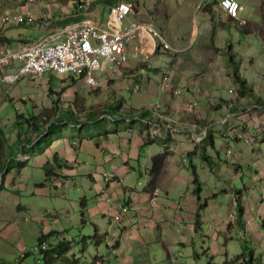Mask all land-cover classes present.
Returning a JSON list of instances; mask_svg holds the SVG:
<instances>
[{
  "label": "rangeland",
  "instance_id": "374dc122",
  "mask_svg": "<svg viewBox=\"0 0 264 264\" xmlns=\"http://www.w3.org/2000/svg\"><path fill=\"white\" fill-rule=\"evenodd\" d=\"M14 1L15 0H0V10L3 8L2 6H4L2 12H7L8 8L14 7ZM138 1L141 6L146 5V8L153 13L155 17L154 22L161 29L164 26V11L167 0ZM201 1L202 0H197L198 3L193 4L190 9H187L185 6L182 10V14L175 12V22L172 31L174 47L175 49L186 48V51L178 52V65L175 63L176 56L173 54L168 55L162 51V54L157 56L158 53L156 52V48L158 43L153 36L140 34L137 43L141 47L143 56L150 55L151 60L149 64H151L154 69L158 68L160 72L158 71L159 74L157 76H155L153 72L149 73L150 76L143 75L140 78L143 90L137 94L127 89L124 76L121 74L119 76H113L111 71L108 70L105 71L106 73L98 72L97 76H99L101 83H104L107 78L117 80H112L98 88L87 86L86 83L78 78L75 82L72 79H65L63 76H59L54 72H48L44 75V80H38L36 82L29 81L27 78L13 88V90H24V88H26L27 90H35L37 92L38 90H43L44 104L51 105L54 103L52 110L40 108L34 111V114L37 115L35 122L38 123V126H40L39 123L43 119V116H46V121L44 120V122H50L51 117H53V124H62L63 118L66 120L64 122H69L74 116L68 114L74 111L77 116L76 120L80 119L86 124L84 129L73 126L71 123L68 125L63 123L57 128L60 134L65 132L69 138L76 140L78 147L82 139H88L90 137L91 129H98L100 131L102 130V136L100 135L98 137L99 142L107 139L110 144H116L119 150L123 149L124 152H127L129 147L125 143V139L132 138L133 140L138 134L133 130H130L131 133H129V130L125 129L127 124L122 122L124 118H131L130 120H133L137 117L144 119L146 116L147 120L155 122L157 121L155 114H162L164 116V122L176 123L181 130L183 128L181 122L184 120L195 122V120L197 121L200 119L198 116L199 113L207 111L208 117L207 120L204 119V124L210 126V138L204 145H201L200 148L201 150L203 148L208 149L207 155L212 161H206L204 159L206 156L205 153L202 157V161L195 157H190L187 161L184 159L178 161V159H176L178 166H182V168H185L187 171L190 170L192 172V164L198 169V174L202 182L201 186L204 191L201 193V199H199L198 196L191 197L196 203L197 209L194 215L195 217L198 209L204 205V208H202L203 222L201 223V225H203L199 227L200 229H204V232L198 229V234L194 236L196 243L190 244L184 248L176 247V242L172 238H166L168 233L166 229L163 234L164 241H160L159 244L151 248V264H174L175 261L176 264H182V262H180L181 254L183 255V261H187L188 264H190V262L193 264L206 263L209 261L208 255L205 254L208 248H210L208 251H215L213 252L214 258H216V253L220 250L218 243L219 238H216L219 234L221 235L219 237H221L223 244H225V237L226 240L231 241L230 237L232 233H234L233 236L236 235V237L232 238L231 247L233 250L231 254L233 251H240V253L245 254L248 252L243 244H240L241 238L247 237L250 245L252 243L260 246L263 240L261 236L264 237V231H260L257 224L247 227L246 233L244 234L241 231H236L239 228L237 218L238 209L231 208V205H235L231 198L236 197L237 191L242 190L243 194L245 196L247 195L248 199L254 202V204L256 202L253 200V191L251 192L250 190L255 189L257 192H260L259 183L254 181V177L259 169L258 163H264V107L258 108V116L254 119L255 123L251 125L248 124L251 123L249 120L236 119L234 117H225L222 121L226 123L216 122L217 119L229 114V110L222 108L217 109L216 107L221 105L222 100L227 99V97L230 99L236 98L237 96L232 95V91L240 90L241 85L238 84V81H235L233 76L235 75L233 74V71H235L234 64L237 62V65L241 67L239 71L241 77L247 80L248 87H251L254 92V94L249 95V98L246 97V101L243 102H247L254 96V99L258 100L257 97H259V99L264 101V36L261 35L262 32L264 35V0H241L240 3L244 6V10L239 14V22H234L233 24L224 23L221 25L224 17L219 16L217 20H215L217 21V25L212 21L211 25H208L206 29V32L209 33L208 36L203 33V15L202 12L198 11L197 7ZM5 2L11 3L2 5ZM43 3L48 12L52 11L51 7H49L51 4L50 0H43ZM157 11L160 12L159 17L156 14ZM81 17V20H84V17ZM179 17L183 18L181 19V23L179 22ZM207 17L210 18L209 16ZM97 18L101 22L103 19L102 13H98ZM131 19L134 20V17H130V20ZM226 19L229 21L227 17ZM79 20L80 18L75 17L72 23H77ZM125 22H127V20H125ZM218 26H221L220 29ZM214 27L216 28L215 33H218L217 36L213 33ZM25 28H29L27 24L14 25L7 29V35L15 40V44L12 45V48L17 47L20 39L39 41L42 38V33L30 31L28 34ZM179 28L181 30H178ZM248 31L250 32L248 33ZM222 34L224 35L223 39L221 37ZM210 36L211 40L209 38ZM231 46H233L232 52L235 53L233 55L237 57V60H234V62L231 59V56H233L232 52H230ZM211 61H213L212 64ZM179 68H181V70ZM213 68L220 71V74L213 75ZM128 69L129 68H124L122 70L123 75H125V71ZM165 73L173 77L169 82L168 90L173 91L175 89L181 91V99L187 97L192 103L190 102L185 107L180 108V97H177L173 101V106L168 105L169 98L166 91H164L161 86L158 87V81L156 80L157 77L161 78ZM229 73H231V75ZM148 79L151 81L150 86L148 84ZM150 89L160 90L159 94L157 95L155 92H151ZM0 90H4V87H0ZM52 90L55 92H51ZM189 90L196 94L198 90H210L211 95H204L203 97L196 98L192 94H189ZM236 91L235 94H237ZM63 93L64 96L59 95ZM27 101L31 107L36 105V100L31 101L28 99ZM158 103H160L161 109L152 112L150 107L153 108ZM193 103H195V107H190ZM9 106V114L13 116V121H19L21 117L19 118L18 115L22 116L27 113L25 104L19 100ZM134 106H141L142 108L140 107L137 109L136 107L131 110ZM232 108H234V106ZM103 110H105V115H109L106 120H102L99 114ZM132 111L134 113L133 115ZM93 113L94 115L90 118L89 114ZM166 114L169 117H166ZM29 115L31 114H26L27 117H29ZM61 115L64 117L60 120L61 123H57L56 121ZM249 118H252V115H250ZM29 120H31V118H29ZM32 123L33 120H31L30 124L28 122H26V124L24 123V127L20 124L14 125L12 129H15L17 133H24ZM132 123H135V125L131 128L145 132L144 138L146 141L151 138L153 139L151 136H153L156 129L150 132L146 122L135 120ZM3 130L6 136L16 137L9 134V131H11L9 128L3 127ZM192 131L199 132L201 130L200 127L193 125ZM106 133H108V135H106ZM213 135L215 146H213L211 140ZM237 136H240V142L237 141ZM52 139V137H49L48 141ZM188 140H192V138L190 137ZM153 141H157V143L147 145L143 149L140 154L141 157L139 158V162L137 160H128L131 166L136 168V174L133 175V178L137 181V186L140 187L141 190L147 183L146 169L151 164L148 158L165 148V143L161 142L160 137L153 139ZM106 145L104 147H106ZM20 146V144H14L7 147L5 149L8 155L7 158L12 159L13 156H10V154L13 151H17ZM192 147L193 146L189 147V153L195 150V146ZM84 148L91 150V145L89 147L84 145ZM132 150H135V148H132ZM30 155L32 158L30 161L33 166L36 165L37 161H39L40 164V162L44 160V155L33 158L35 155L33 149L30 151ZM117 156L119 157V161H117L115 167H119L124 162L122 154H117ZM18 159L21 162H25L27 157L26 155L24 157L19 155ZM231 162H233L231 165L234 166L235 171L231 168L227 170L225 167L228 165L227 163L230 165ZM240 162L243 163V167L242 171L238 172L240 170L238 166ZM11 166L12 169H14L17 166V162L13 161ZM211 167H215V169L212 170ZM17 169L18 168L15 169L16 173ZM15 171L13 178L16 176ZM191 172L190 175L192 176L193 172L192 174ZM53 173L63 174V172L57 168L53 170ZM107 173L118 175L113 169H107ZM28 176L37 180L36 182H43L46 184L43 187L42 194H52L54 206H50V209L53 210L56 208L58 211L56 214L59 216L51 214L48 217H44V203H39L36 197L29 195L31 192L27 190L22 191V193L25 192L23 203L29 201L39 203V207H43L41 212H36L35 208H28L24 213L18 214L15 208H12L15 205L10 203V199L1 201L0 264L13 263L18 257L25 254H28V256L23 260L22 264H45L44 254L35 253L34 248L37 247L39 239L43 237L46 229L49 230L47 240L51 248L58 245L62 240L70 242L67 261L64 263L61 257L56 262H50L49 264H74L75 260L77 264H93L95 256L104 255L107 257L110 252L107 240H105L107 236H104V238H102V243L98 245L96 244V240L92 239L91 236L98 230L100 234L109 233L108 242L110 243H113L114 240L117 239L121 240L120 234L127 225L124 221L128 213L122 212L120 224L116 223L114 219L109 216L105 218L102 216L92 218V210L100 208V200L97 195L100 191L97 182L99 183L100 180L92 182L88 178L84 179L82 174L79 176L72 174L70 175L69 183L65 186H63L62 183L60 186L62 191L65 189L63 194L57 196L58 192L55 189L54 176L47 177L45 170H37L32 166L28 170ZM241 177L244 178V183L238 179ZM164 178L167 180L168 184L169 175H167V173L163 175L162 180ZM118 184V182H112L110 185L116 187ZM15 186H17V189L19 188V185ZM228 188L230 191L227 196L223 193V189L226 190ZM29 189H33V192H35L33 186L29 187ZM161 191L164 193L165 190L162 188ZM110 193L112 194L113 192L111 191ZM210 195H213L212 198H210ZM254 195L256 194L254 193ZM223 196H225L226 201L222 200ZM181 197H187V193L184 190L175 193V199L177 201H179ZM82 201H84L85 205L88 204L86 209L83 208L81 204ZM127 201H130V197L127 198ZM189 207L192 211V207ZM177 214H179V212H177ZM83 220L85 222H83ZM188 222L189 220L186 218L187 225ZM94 224L97 225L98 229ZM147 225L148 224H146V226ZM214 227H217L215 228L217 232L213 233V235L216 236L209 233ZM226 228H230V233ZM138 230H142V227ZM54 231L60 232L61 236L57 237V235H50ZM176 233V231L173 232V234ZM210 237L212 238L211 241ZM178 239L181 241L184 240L180 237ZM202 241L206 243L207 248H203ZM164 242L167 243L164 244ZM250 251H253V248ZM166 252L174 258L168 257ZM53 254L54 253L50 251L49 257L53 258ZM139 254L140 253L136 256L144 260L146 256L144 254L142 255V253L141 255ZM199 254L201 258L198 256ZM101 259L102 257H100L99 260ZM239 261L243 262L242 258H240ZM94 262L96 263V261ZM115 262V260H111L109 264H115ZM101 263L104 264L103 261H101Z\"/></svg>",
  "mask_w": 264,
  "mask_h": 264
},
{
  "label": "crops",
  "instance_id": "0c3cea01",
  "mask_svg": "<svg viewBox=\"0 0 264 264\" xmlns=\"http://www.w3.org/2000/svg\"><path fill=\"white\" fill-rule=\"evenodd\" d=\"M51 4L49 7H51L52 11H47V9L44 6L43 0H15L13 3L12 8L7 9V13H17V14H26V13H33L35 18L33 21H29L28 27L25 28V31L29 34L30 31H33L34 33H42L41 37L43 38L44 35H47L48 33H52L54 31H64L66 28L70 26L80 25L81 23L85 21H94L97 22L100 26L106 27L108 25L109 17L111 15V11L120 6L125 4L126 7H130L132 11L127 15L126 18L123 19L122 25H128L129 22L133 21H145L148 20V22H152L155 24L154 20L155 17L153 13H151L150 10L146 8V5L141 6L138 0H50ZM219 1L220 0H204V5L202 9H200V12H202L203 15V33L207 36L209 33L206 32V29L208 25H211L212 17H215L220 13L219 8ZM240 3L241 0H236ZM215 8L213 7V10L211 12H208L207 6L215 3ZM11 2H5L4 4H9ZM187 3V4H186ZM198 3L197 0H167L166 1V7H165V20H164V26L161 28L162 31L167 36L168 40L171 43H174V39L172 38V31L174 28V22L175 17L174 15L177 13L182 14V10L186 6L187 9L192 8V5ZM202 3V1H201ZM201 3L197 6L201 5ZM218 4V5H217ZM241 4V3H240ZM242 5V4H241ZM83 6H87L86 8H83ZM243 6V5H242ZM4 8V6H2ZM2 8V9H3ZM2 9L0 10V13L2 12ZM176 9V10H175ZM244 10V6H243ZM98 13H102L103 19L100 22L97 18ZM157 16H160V12L157 11ZM50 16V21H48L49 25L46 23V21L42 22L39 20L40 16ZM210 18H208L207 16ZM84 17V20H81L82 17ZM134 17V20L130 17ZM225 16V15H223ZM80 18V20L77 23L74 22V18ZM182 17H179V22L181 23ZM127 20V22H125ZM226 18L224 17L225 21ZM233 24L234 22H230ZM156 25V24H155ZM158 27V26H157ZM160 28V27H159ZM178 30H181L180 28ZM7 30H4L0 34V44L1 40H3L4 44H15V40H13L10 36L7 35ZM47 33V34H46ZM216 36L218 33H215ZM179 36V35H178ZM222 34V39H223ZM264 36V35H263ZM45 37V36H44ZM180 38V36H179ZM211 40V36L209 37ZM218 39V37H217ZM10 40V41H9ZM11 41L13 43H11ZM21 41H27L25 39H20L18 43H21ZM177 41V40H176ZM207 45V44H206ZM205 45V46H206ZM191 46V45H189ZM188 46V47H189ZM186 50V48H185ZM183 50V51H185ZM213 61H211L212 64ZM137 62L131 64L129 69L125 71V74L129 73H138L141 72L140 70H137ZM177 65L179 64V60L177 59L175 62ZM197 63V62H196ZM210 66V64H209ZM153 68V67H151ZM19 69V66H15V70ZM181 70V68H179ZM159 70L154 71L155 74L158 73ZM214 74H220V71H217L215 68H213ZM157 72V73H156ZM184 74V73H183ZM231 75V73H229ZM44 80V79H43ZM149 80V79H148ZM158 82V87L160 86L159 79H156ZM181 83V82H180ZM149 86L151 85V81H148ZM206 84V83H204ZM181 85V84H179ZM7 90H0V122L2 126H14L16 125V121H13V116L9 114L10 112V104H14L16 101H21L25 104V108L27 109L26 114L29 115L30 118H35L37 115L34 114L35 110H39L40 108L43 109H51L53 106V103L50 104H44V92L43 90H27L24 88V90H12L10 93V100L6 97L5 93ZM151 92H155L157 95L159 94L160 90H152ZM236 91V90H235ZM235 91H232L233 96H237L236 98H228L225 100H222V104L216 107L217 109H226L229 110V114L226 116L217 119V123H224L222 120L225 117H234L236 119H246L249 120L248 123L251 125L252 123H255L254 119L256 116H258L257 111H259L258 108L264 107L261 105H257L256 101L257 99H254L252 97L247 102L246 97L241 96L239 93V90H237V94H235ZM256 91V90H255ZM54 92V91H53ZM169 102L168 105L173 106V101L180 96H175L171 92L166 93ZM189 94H192L196 98L203 97L204 95H211L210 90H198V93L189 90ZM64 96V94H63ZM22 98L30 99L31 101L36 100V105L30 106L28 104V101H22ZM259 98V97H257ZM253 100V101H251ZM187 99V97H183L181 99L180 97V108L185 107L188 103H190ZM234 106V108H232ZM137 106L132 107V110L135 109ZM141 107V106H140ZM140 107H137L140 108ZM59 108V107H58ZM142 108V107H141ZM26 114L18 115L19 121L27 120L28 117ZM250 115H252V118H249ZM198 116L200 117L199 120L193 121H187L184 120L181 122L183 125V128L185 129H179L178 133L175 135H170L172 137V140L168 141H162L165 142V148L158 151L157 153L150 156L148 159H150V166L146 169L147 174V183L145 187L141 190L140 187L137 186V181L133 178V175L136 174V168L132 167L129 161H135L137 160L139 162V158L141 157V152L147 145L155 144L156 142H147L144 138L145 132L137 131L134 128H129L128 125L125 129H128L129 133H131L130 130H133L138 134V138L134 137L125 139V143L128 145L129 149L127 152H124L123 149L117 148L116 144L112 145L110 144L107 139H104L103 141L99 142L98 137L102 136V130L95 129L93 133L98 134L99 136L95 137L92 136L93 140H90L86 143L91 145V150H88L87 148H84V145L90 146L86 143H81L79 147H75L72 142L71 138L67 136L64 132L59 134V139L52 140L50 148L44 151L43 154L37 157H41L44 155V160L40 162L37 161L36 165H32V162L29 161L27 165H25L22 170H17V173L15 171L16 168L12 169L10 173L5 171L6 179L4 182L3 190L0 192V202L5 199H10V203L14 204L12 208H15L16 212L18 214L24 213L28 208H35L36 212H41L42 208L39 207V203H44V217H48L51 214H56L58 211L55 209L51 210L50 206H54V199L52 197V194L44 193L42 194L43 187L40 186L43 182H36L34 178L28 176V170L32 166L33 168L37 170H44V165L49 164L52 168L60 169L63 174L56 173L54 176L55 179V189L58 192L57 196H60L63 194V191L61 190V185L63 183V186L69 183L70 175L79 176L80 174L83 175V178H88L92 182H97V180H100V182H97V185L100 187L99 193L106 189V185L103 180L104 173L107 172V169H113L118 173L117 177L119 180V184L114 186H109L108 188V196L113 198L116 202L125 204L128 207V216L126 217L124 223L127 225L125 226L124 231H121L120 238L121 240L117 239L114 240L113 243L107 242L108 247L110 248V254L108 258L111 260H115V264H151L152 260L150 259V252L151 248L155 246L156 244H159L160 241H164V231L167 229V236L166 238L170 237L176 242V247H184L186 248L190 244H195L196 241L194 239L195 233H197L195 226H196V203L194 200H192V197L197 196L196 193V185L193 182V174L190 175V172L187 171L185 168H182V166H178L176 163V159L179 160H186L191 156V154H194L195 158L202 161L203 154H208V149L203 148L201 150L200 144H196V136L199 134H204L206 130L209 128L210 133V126L208 124H204V119L207 120L208 113L207 111L204 113H199ZM61 117V116H60ZM164 117V116H163ZM166 117H169L166 114ZM157 122V121H155ZM192 123V124H191ZM228 123V122H227ZM67 124V123H64ZM176 124V123H175ZM62 125V124H60ZM193 125H196L200 127L199 132H193ZM148 126V125H147ZM177 126V125H176ZM149 127V126H148ZM178 127V126H177ZM179 128V127H178ZM188 128V130H187ZM204 128V129H201ZM187 132H186V131ZM39 131V130H38ZM246 131V130H245ZM1 133V132H0ZM28 134L32 136L33 134H37V130L33 127H29ZM108 135V134H106ZM135 136V135H134ZM192 138V140H188ZM240 136H237L236 139L238 142H240ZM102 138V137H100ZM108 138V137H106ZM32 139H34L32 137ZM209 137L206 138V140L203 142L206 143L208 141ZM213 146L216 144L214 143V135L211 138ZM1 141V137H0ZM161 143V142H159ZM107 144V145H106ZM106 145V147H104ZM195 146V150L189 153V147ZM192 147V148H193ZM132 148H135V150H132ZM198 149V150H197ZM164 152H169V155L165 161V167H163V170L161 174L159 175L157 179V183L153 186L150 185V181L152 179L151 174H149V169L152 168V159ZM15 152H13L14 154ZM12 153L10 156L13 155ZM117 154H122V157L124 159V162L119 166L115 167L117 161H119V157ZM4 155V153H3ZM54 155H58V160L55 163L54 162ZM7 156L4 155L1 159V163L7 164ZM117 156V157H116ZM9 159V158H8ZM31 160V159H30ZM182 162V161H181ZM233 162L227 163L226 169L228 168L235 171L234 166H232ZM63 164H66L63 166ZM240 167V170L238 172L242 171L243 163L240 162L238 165ZM224 167V169H225ZM258 171L255 174L254 181L259 183V190L260 192H257L255 189H251L253 200L256 202L250 201L247 197L243 194V191H237V195L234 198H231L235 204V200H239V203L243 207V213L242 215H238L239 221L248 220L250 218H255L256 222L254 221V224L258 225V228L260 231H262L261 227L259 226V223L264 224V163H258ZM212 170L215 169V167H211ZM225 169V170H226ZM192 170V169H191ZM15 171V178H13ZM237 172V173H238ZM167 173L169 175V180L167 184V180L163 178V175ZM236 174V172H235ZM234 174V175H235ZM200 176V175H199ZM252 178V177H251ZM240 181L244 183V178H238ZM201 180V178H200ZM202 183V182H200ZM140 184V183H139ZM15 185H19V188L17 189ZM46 185V184H45ZM44 185V186H45ZM48 185V184H47ZM175 185V186H174ZM33 186L35 188V192H33V189H29V187ZM112 187V188H111ZM162 188L165 190L164 193H162ZM203 188V187H202ZM15 192H14V191ZM27 190L28 192H31V194L34 197H36L37 201L39 203L29 201L26 203H23V198L25 195V192L22 193V191ZM184 190L187 193V197H181L179 201L175 199V193L177 191L181 192ZM113 192L112 194L110 192ZM204 191V189H203ZM223 193L228 196V193L230 189H223ZM254 193L257 195H254ZM98 195V194H97ZM218 195V194H215ZM100 196V195H99ZM213 195H210V198H212ZM130 197V201H127V198ZM247 197V198H246ZM223 201H226L225 196L222 197ZM41 199V200H40ZM44 200V202H43ZM42 201V202H41ZM99 209H93L91 216L92 218H95L97 216H102L103 218L109 216L110 218L114 219L115 211H111L108 213L107 206L104 203H101L99 201ZM42 206V205H41ZM88 204H86L85 208H87ZM192 207V211L190 207ZM238 209L236 207V204L233 206L231 205V208ZM235 207V208H234ZM11 208V207H10ZM251 209V210H250ZM18 210V211H17ZM179 212V214H177ZM235 212V211H233ZM259 214V215H258ZM59 216L58 214H56ZM258 215V216H257ZM186 218L189 220L188 225L186 224ZM122 220V219H121ZM85 222V221H84ZM205 223V222H204ZM146 224H148L146 226ZM185 225V226H184ZM224 225V224H222ZM220 226V225H219ZM142 227V230H138ZM149 229H148V228ZM218 227V226H217ZM214 227L212 229L211 235L213 233H216ZM230 233V228H226ZM240 230V227L237 229V231ZM49 230L46 229L45 232H48ZM176 231V234H173V232ZM204 231V230H200ZM264 231V230H263ZM243 234L246 233V229L241 231ZM194 233V234H193ZM178 234V235H177ZM209 236V235H208ZM216 236V235H213ZM220 234L216 236V238H219V247H222L223 241L221 240ZM184 239L183 241L179 240L178 238ZM244 237V236H243ZM262 243L263 245L261 248H257V245L249 244L248 238H241L240 244H243L244 248L248 251L245 254V260L246 263H253L256 264L258 260H264V252L261 254V250H264V237ZM123 238V239H122ZM231 238V237H230ZM212 238L210 237V241ZM116 242V245H115ZM227 242L225 237V243ZM167 242H164L166 244ZM231 243H229L230 245ZM203 248L206 247V243L202 241ZM225 245V244H224ZM223 245V246H224ZM205 246V247H204ZM253 248V251H250ZM112 250V251H111ZM233 248L227 247L223 248L222 255H229L231 254ZM166 251V249H165ZM240 252V251H233ZM144 254L146 257L143 258L137 257L136 255ZM167 253V252H166ZM180 253V250H179ZM181 254V253H180ZM250 254V255H249ZM168 255V253H167ZM172 257L171 255H168V257ZM174 258V257H172ZM180 262L182 264H188L187 261H183V255L181 254ZM157 264V263H156ZM176 264V261L175 263ZM190 264H193L190 262Z\"/></svg>",
  "mask_w": 264,
  "mask_h": 264
},
{
  "label": "clouds",
  "instance_id": "9594fccd",
  "mask_svg": "<svg viewBox=\"0 0 264 264\" xmlns=\"http://www.w3.org/2000/svg\"><path fill=\"white\" fill-rule=\"evenodd\" d=\"M236 1V0H235ZM222 2H223V0H220L219 1V8H220V13L218 14V15H216L215 17H212V22L215 24V25H217V21H215V20H217V18L220 16H223V15H225V16H223V17H227L228 19H229V21L226 19L225 21H223L222 20V22H221V25L222 24H224V23H230V22H239V18H240V16H239V14H240V12L243 10V6L238 2V1H236L237 3H238V5H239V7H240V10H239V12L236 14V15H231V14H228V12L226 11V10H224L223 8H222ZM204 0H202V3H201V5L199 6V8H198V11H200V9H202V7H203V5H204ZM213 4V3H212ZM215 3H214V5H213V7L215 8ZM212 10H213V8H212ZM208 12H210V11H208ZM23 18V21H19V18ZM35 18V16L33 15V13H26V14H17V13H7V12H5V13H0V34L4 31V30H7L8 28H10L11 26H14V25H22V24H29V21H33V19ZM50 16H40V18H39V20L40 21H42V22H44V21H46V23L49 25V23H48V21H50ZM215 19V20H214ZM230 20H233V21H230ZM123 22V21H122ZM134 22H139V23H143V24H147V25H150V26H152V27H154L158 32H160L161 34H162V36H164V38H165V40L169 43V44H171V46H172V50H165L164 49V47H163V44L159 41V38H157V37H155L153 34H148V33H141V34H146V35H151V36H153L156 40H157V43H158V45H157V48H156V52L158 53L157 54V56H159V55H161L162 54V51L163 52H165V53H167L168 55H170V54H173V55H175L176 57H175V59L177 60V56H178V52H184L183 50H185V48H179V49H175V47H174V43H171L169 40H168V38H167V36L165 35V33L162 31V29H160L159 27H157V25H155L154 23H152V22H148V20H145V21H133V22H129V24L128 25H130V24H132V23H134ZM76 26V25H75ZM125 26H127V25H125ZM70 27H73V26H70ZM216 27V26H215ZM214 27V29H215V32H216V28ZM219 27V29H220V27L221 26H218ZM69 28V27H68ZM219 29L217 28V30L219 31ZM59 32H63V31H54V32H52V33H48L47 35H45V37H43V38H41L39 41H21V43H18V45H17V47L16 48H12V45H8V44H4V42H3V40H1V43L2 44H0V49L1 48H4V49H6L8 52H12V53H14V52H17V53H19V51L24 47V46H33V45H37V44H39L40 42H42L43 40H44V38H46V37H48V36H51V35H55V34H57V33H59ZM214 31H213V33H215ZM261 35L263 36V32L261 33ZM139 36H140V34L138 35V37H137V39L132 43V45L129 47V52H131L132 51V47H133V45H138L139 47H140V45L137 43V40H138V38H139ZM10 41V40H9ZM11 43H13L12 41H11ZM231 47H233V46H231ZM141 48V47H140ZM186 51V50H185ZM233 51V50H232ZM231 52V51H230ZM146 55H144V56H142V58H139V59H137V58H133V57H130V60L128 61V63L125 65V66H123L122 68H120L117 72H113L112 71V69H111V65H109L108 66V71H111V74L113 75V76H119L120 74L122 75V76H124V79H125V81H126V83H127V85H126V87H127V89L130 91V92H132V93H134V94H137V93H139V92H134V91H132L129 87H130V85H131V80L132 79H135V81H136V83H138V84H140L141 86H142V90H143V85H142V83L140 82V78L143 76V75H146V76H150L149 75V73L150 72H153L154 73V75L155 76H157V74H155V72L154 71H156V69L157 70H159L158 68H151L152 67V65L151 64H149V61L151 60V56L150 55H147L149 58L147 59V60H145L143 57H145ZM135 61L137 62L136 64H137V70H140L141 72H138V73H129V74H125V75H123V73H122V70L124 69V68H129L130 67V65L131 64H133V63H135ZM176 62V61H175ZM25 65V62H23V60H21V61H12V62H10L7 66H3V67H0V76H2V77H4V76H8V75H11V76H19V78L16 80V81H14V82H10V83H1L0 84V87H4V90H7L6 91V93H5V95H6V97L10 100V93H11V91L13 90V88L17 85V84H19L20 82H22V81H24L25 79H29V81H32V82H36V81H38V80H43L44 79V75H42V76H32V75H26V76H22L20 73H21V70H22V68H23V66ZM15 66H19V69H17V70H15ZM106 70H103V71H98V72H105ZM48 72H53V71H48ZM47 72V73H48ZM98 72L95 74V78H96V80L98 81V85H96V86H92V85H89L84 79H82V78H79V77H67V76H63V75H59V76H63V78H65V79H72L74 82L77 80V78L79 79V80H82L84 83H86V85L87 86H90V87H92V88H98V87H100V86H102V85H104L105 83H108V82H111L112 80H117V79H112V78H107V80L104 82V83H101V81L99 80V76H97L98 75ZM159 72H160V70H159ZM158 72V73H159ZM46 73V74H47ZM55 73V72H54ZM106 73V72H105ZM157 73V72H156ZM58 75V74H57ZM165 75H168L169 76V74L168 73H165V74H163L162 75V77L160 78V77H157V79H159V81H160V86H161V88L162 89H164L163 87H162V80H163V77L165 76ZM171 78H173V77H171ZM141 90V91H142ZM164 91H166V93L167 92H170V91H172V90H168V89H164ZM176 91H179V90H173L171 93H173V95H175V96H180V95H182V93H181V91H180V94H178V95H176L175 94V92ZM51 92H53V90L51 91ZM55 92V91H54ZM64 94V93H63ZM63 94H59L60 96H62ZM27 99H25V98H22V101L24 102V101H26ZM192 103V102H191ZM54 104V103H53ZM56 104V103H55ZM159 105H160V103H158ZM157 104V105H158ZM193 104H195V103H193ZM123 105V104H122ZM157 105H155L153 108L152 107H150V110L152 111V112H154L155 110H160L161 109V107L160 108H157ZM190 107H192V104L190 105ZM193 107H195V105L193 106ZM45 110H52V107H51V109H45ZM73 110V109H72ZM132 110V109H131ZM74 112V111H73ZM103 112H105V110H103V111H101L99 114H100V117H102V120H106L107 119V117L109 116V115H105V114H103ZM74 114H75V112H74ZM134 113H133V111H132V115H133ZM136 114V113H135ZM152 114V113H151ZM75 116H76V114H75ZM61 117H62V115H61ZM60 117V118H61ZM77 117V116H76ZM155 117H156V119H157V122H152V121H149V120H147L146 119V116H145V118L144 119H141V118H139V117H137V118H135V119H133V120H130L131 118H124V123L125 124H127L128 125V123L129 122H134L135 120H137V121H143V122H146V124L149 126V129H150V132L152 131L153 132V130L154 129H156L155 130V133H153V136H151V137H153V139H156L157 137H160L161 138V142L162 141H168V140H172V138L170 137V135H175L176 133H178V128H177V126H176V124L175 123H167V122H164L163 120H164V117H163V115L162 114H155ZM29 118L30 117H28V119L27 120H25V121H17L16 122V125H18V124H20L22 127H24L25 125H24V123L26 124V122H28V120H29ZM52 118L53 117H51V119H50V122H44V120L46 121V116H43V119L40 121V123H39V125H40V127H42L41 129H38V127L35 125V126H33L35 123H37V122H35V119H36V117L35 118H31V120H33V123L31 124V125H29V127H36L37 129V134L35 135V134H33L32 136H30L29 134H28V131H29V127L27 128V130L23 133H17V131L15 130V129H12L13 128V126H6V128H9V130H11V131H9V134H12V135H14V136H16V137H8V136H6V134H5V131L3 130V127L4 126H2V124H1V122H0V137H1V141H0V157L1 158H3V156L4 155H7V152H6V148L7 147H9L10 145H14V144H20L21 146L19 147V149L17 150V151H13V152H15L14 154H13V152H12V156H13V158L12 159H8L7 158V168L4 170V172L1 174V176H0V187L2 186V179H3V176H5V171H7L8 170V168H9V165L11 166L12 165V163H13V161H16L17 162V165L18 164H24L23 166H25V165H27L28 164V162L30 161V159H32L31 158V155H30V151L33 149L34 150V152H35V155H34V157L33 158H35V156L37 155V156H39V155H41V154H36V150H35V148L37 147V143L40 141V140H44V139H47L48 140V138L49 137H52L54 140H56V139H59L58 138V136H59V134H60V131H59V129L57 128V127H60L61 125L60 124H53L52 123ZM59 118V119H60ZM75 118V117H74ZM73 118V120H75ZM58 119V120H59ZM58 120L56 121V122H58ZM59 123H61V122H59ZM63 123H67V122H63ZM62 123V124H63ZM80 123V122H79ZM224 123H226V122H224ZM69 123H67V124H65V125H68ZM37 125H38V123H37ZM85 123L83 122V123H81L80 125H73V126H77V127H79V128H82V129H84V127H85ZM169 126H173V127H176L177 128V132L176 133H174V134H171L169 131H168V127ZM180 129V128H179ZM39 130V131H38ZM159 130H160V132H159ZM93 131H95V129H91V131H90V137L88 138V139H82L81 141H80V144H81V142L82 143H86L87 142V140L88 141H90V140H93V138H92V136L94 135L95 137H97V136H99L98 134H96V133H93ZM166 131V132H165ZM47 133V134H46ZM65 133V132H64ZM208 133H209V130L207 129L206 130V132L204 133V134H199V135H197L196 136V144H200V145H202L203 144V142L206 140V138H207V135H208ZM51 134H53V135H51ZM66 134V133H65ZM106 134H108V133H106ZM67 135V134H66ZM203 137V140L202 141H198L197 140V138L198 137ZM32 137L34 138V139H32ZM44 137H46V138H44ZM52 139V140H53ZM153 139L151 138L150 140H148L149 142H151V141H153ZM241 139V138H240ZM52 140L50 141V146H51V142H52ZM147 141V142H148ZM148 142V143H149ZM153 142H156V141H153ZM202 143V144H201ZM72 144L75 146V147H78L77 145H78V143H77V141L76 140H74L73 142H72ZM43 146V145H42ZM25 148H27L26 149V151L24 152L22 149H25ZM50 148V147H49ZM12 149H13V146H12ZM47 150V149H46ZM3 153H4V155H3ZM44 153V152H43ZM42 153V154H43ZM19 155L21 156V157H24L25 155H26V157H27V159H26V161L25 162H21L18 158H19ZM160 155V154H159ZM46 165H49V164H45L44 166H46ZM64 165H66V164H63V166ZM50 166V165H49ZM15 168H17V166L15 167ZM54 168V167H53ZM54 169H56V168H54ZM18 170V169H17ZM19 173V172H18ZM56 173H54V175H55ZM103 180H104V183H105V185H106V189H104L102 192H101V194L99 193L98 194V197H99V200H100V202L101 203H104V204H106V206H107V210H108V213L109 212H111V211H115V214H114V221L116 222V223H118V224H120V222H121V219H122V212H128V207L124 204H121V203H118V202H116L113 198H111V197H109L108 196V194H107V190H108V188H109V186H110V184L112 183V182H119V180H118V177H117V175L116 174H113V173H104V175H103ZM151 182V181H150ZM193 182H194V180H193ZM41 184H44V183H41ZM195 184V183H194ZM45 185V184H44ZM196 185V184H195ZM40 186H42V185H40ZM3 187H4V185H3ZM42 187H44V186H42ZM201 188H202V186H201ZM201 193H203V188H202V192ZM100 195V196H99ZM197 196H198V194H197ZM199 198V197H198ZM202 198V195L200 194V198L199 199H201ZM208 204V203H207ZM235 204H236V207L238 208V213L240 212V209H239V206H241V204L239 203V200H235ZM86 209V208H85ZM199 214V215H198ZM241 213H239L238 215H240ZM57 216V215H56ZM198 216H199V218H200V220L202 221V209L201 208H199L198 209V211H197V215H196V222L195 223H197V219H198ZM237 218H238V225H239V227H240V230H239V232L240 231H243V230H245V229H247V227H249V226H252V225H254V221H255V218H250V219H248V220H244V221H239V217L237 216ZM83 222H84V220H83ZM203 222V221H202ZM95 225V227H97V225L96 224H94ZM203 225V224H202ZM201 225V226H202ZM259 226L261 227V229L262 230H264V224H262V223H259ZM97 229H98V227H97ZM200 230H204V229H200ZM199 230V231H200ZM237 231V230H236ZM57 232V231H56ZM204 232V231H203ZM49 232H45L44 234H48ZM196 234H198V233H195V235ZM233 234L234 233H232V235H231V241L229 240H227V242L225 243V245L224 244H222V247H220V250H219V252L218 253H216V258H214V255H213V252H215V251H208V249H210V248H208L207 250H206V252H205V254L206 255H208L209 257H208V262H206V264H208V263H212V264H245L246 263V260H245V253H240V252H235V253H232V254H229V255H225V256H223L222 255V251H223V249L222 248H227V247H230L231 246V244L229 245V243H232V238H234V237H236V235L235 236H233ZM57 237H60L61 236V233L60 232H58L57 234ZM108 235H109V233L108 232H106L105 234H100L99 233V231L98 230H96L95 231V234L93 235V236H91V238L92 239H95L96 240V244L98 245V244H101L102 243V238H104V236H107V238H105V240H107V242H108ZM194 235V236H195ZM97 237H99V238H97ZM62 241H65V243H70V242H66V240H62ZM61 242V241H60ZM115 245H116V242H115ZM224 245V246H223ZM263 245V243H261L260 244V246H257V248L259 249V248H261V246ZM43 248H45V246L43 247ZM69 249H70V245H69ZM69 249H68V251H69ZM112 251V250H111ZM261 252V254H263V252H264V250H261L260 251ZM40 254H41V252H40ZM67 254H68V252L66 253V255L65 256H62V258L61 257H59L58 259H62L63 261H67L66 259H67ZM109 254H110V252H109ZM109 254H108V256H109ZM108 256L107 257H105L104 255H101V256H95L94 257V261H96V263L93 261V264H102L101 263V261H103V263L104 264H109L110 263V259L108 258ZM201 256V255H200ZM199 256V257H200ZM21 258H17L16 260H15V262H13V263H10V264H22L23 263V260H24V256L22 255V256H20ZM100 257H102V259L101 260H99L100 259ZM212 258L213 259V262H210V259L209 258ZM240 258H242V261L243 262H240L239 260H240ZM220 259V260H219ZM216 260H217V262H216ZM75 263L77 264V262H76V260H75ZM261 263H264V260H261L260 262H259V264H261ZM196 264H198V263H196ZM199 264H205V262H203V263H199Z\"/></svg>",
  "mask_w": 264,
  "mask_h": 264
},
{
  "label": "built area",
  "instance_id": "2783aa9c",
  "mask_svg": "<svg viewBox=\"0 0 264 264\" xmlns=\"http://www.w3.org/2000/svg\"><path fill=\"white\" fill-rule=\"evenodd\" d=\"M222 8L231 15H236L240 10L235 0H223ZM131 11L125 4L120 5L111 11L106 27L94 21H85L44 38L37 45L24 46L19 53L1 48L0 67L7 66L12 61L23 60L25 65L20 73L22 76H42L48 71H53L58 75L82 78L89 85L96 86L98 81L95 74L98 71L107 70L111 65L112 71L117 72L128 63L130 57L142 58V50L138 45H133L132 51L129 52V47L141 33L153 34L159 38L165 50H172L171 44L154 27L139 22L122 25L123 19ZM19 21H23V18L20 17ZM143 58L147 60L149 57L146 55ZM18 78L19 76H0V84L14 82ZM170 80L168 75L163 77L164 89L169 88ZM129 88L134 92L142 90V86L136 83L135 79L131 80ZM175 94H180V91ZM194 105L192 104V107ZM157 108H160L159 104ZM168 131L174 134L178 130L169 126ZM197 140L202 141L203 137L200 136Z\"/></svg>",
  "mask_w": 264,
  "mask_h": 264
},
{
  "label": "trees",
  "instance_id": "16d2710c",
  "mask_svg": "<svg viewBox=\"0 0 264 264\" xmlns=\"http://www.w3.org/2000/svg\"><path fill=\"white\" fill-rule=\"evenodd\" d=\"M213 5H214V3L213 4H210V5H208L207 6V10L208 11H212V8H213ZM215 5H216V2H215ZM215 20V19H214ZM214 32H215V29H214ZM250 31H248V33H249ZM232 50H233V47H230V51L232 52ZM233 54H235L234 52H232V55ZM231 59H232V61L234 62V60H237V57H236V55L234 56H231ZM238 63V62H237ZM237 63H235L234 64V67H235V71H233V74H235V75H233L234 76V78H235V81H238V84H240L241 85V87H240V90H239V93H240V95L241 96H244V97H247V98H249V95H251V94H254V92H253V90H252V88L251 87H248L249 85H248V82H247V80L246 79H243L242 77H241V74L239 73V71L241 70V67L239 66V65H237ZM255 97V96H254ZM256 104L257 105H261V106H264V101H262L261 99H259L258 98V100L256 101ZM103 114H104V112H103ZM68 115H73L75 118V120H71V121H67V123H71L72 125H80L81 123H83V121L82 120H80V119H78V120H76V116L74 115V112L72 111V113H70V114H68ZM90 115V118H92V116L94 115V113L93 114H89ZM62 117H64L63 115H62ZM62 117L58 120V122L57 123H59L60 122V120L62 119ZM64 121H66L64 118L62 119V123L64 122ZM80 122V123H79ZM122 122H124V121H122ZM143 122V121H142ZM28 123L30 124L31 123V120H28ZM141 124H143V123H141ZM37 126L38 127V129H41L42 127H40V126H38L37 125V123H35L33 126ZM56 125V124H55ZM135 125V123H132V122H129L128 123V127L129 128H131V127H133ZM147 125V124H146ZM34 129H37L36 127H34ZM210 138V133H208V135H207V138ZM58 138H59V136H58ZM149 142V141H148ZM163 143H165V142H163ZM43 145V146H42ZM50 147V141H48L47 139H44V140H40L38 143H37V147L35 148V150H36V154H42L46 149H48ZM26 149L27 148H25V149H22L24 152L26 151ZM168 155H169V152H164V153H162V154H160V155H157V156H155L153 159H152V168L151 169H149V174H151V177H152V179H151V182H150V185L151 186H153V185H155L156 183H157V179H158V177H159V175L161 174V172H162V170H163V167H164V165H165V161H166V159H167V157H168ZM204 155V154H203ZM206 156L204 157V159L206 160V161H212V159L207 155V153L205 154ZM191 156L192 157H194L195 155L194 154H191ZM1 157H0V161H1ZM57 160H58V155H54V162L56 163L57 162ZM24 164H18L17 165V168H18V172L20 171V170H22V168L24 167L23 166ZM192 168V172H193V177H194V183L196 184V193L198 194V197L200 198V194H201V192H202V188H201V180H200V176H199V174H198V169H197V167L194 165V164H192V166H191ZM7 168V164H6V162L5 163H1L0 162V176H1V174L4 172V170ZM12 170V166H10L9 165V168H8V172L10 173V171ZM44 170H45V172H46V175H47V177H50V176H53L54 175V173H53V170H54V168H52L51 166H49V165H46V166H44ZM5 179H6V175L5 176H3V179H2V186L0 187V192L3 190V185H4V182H5ZM1 182V181H0ZM40 185H42V186H44V184H40ZM82 206H83V208L85 209V204H84V201H82ZM201 209L202 208H204V205L203 206H201L200 207ZM239 209H240V213H241V215H242V213H243V207L242 206H239ZM18 211V210H17ZM18 213H19V211H18ZM83 215H84V213H83ZM199 215V214H198ZM201 223H202V221L200 220V218H199V216H198V219H197V223H196V226H195V229H196V231H198V229L200 230V226H201ZM58 232H56V231H54V232H52L50 235H56ZM49 235L48 234H44L43 235V237L42 238H40L39 239V243H38V245H37V247H35L34 248V252L35 253H39L40 254V252H41V254H44V259H45V264H49L50 262H56L57 260H58V258L59 257H62V256H65L66 255V253L68 252V249H69V245H70V243H65V241H61L58 245H56V246H54V247H50L49 245H48V240H47V237H48ZM45 246V248H43ZM50 251H52L54 254V256H53V258H50L49 256V253H50ZM24 256V259L28 256V254H25V255H23ZM198 256H200V254L198 255ZM209 257V256H208ZM19 258H21V257H19ZM200 258H201V256H200ZM210 259V262H213V259L210 257L209 258ZM40 261V260H39ZM261 260H258L257 262H256V264H259V262H260ZM39 263V262H38ZM64 263H65V261H64ZM74 264H76V263H74ZM206 264V263H205ZM208 264H212V263H208ZM247 264H253V263H247ZM261 264H264V263H261Z\"/></svg>",
  "mask_w": 264,
  "mask_h": 264
}]
</instances>
